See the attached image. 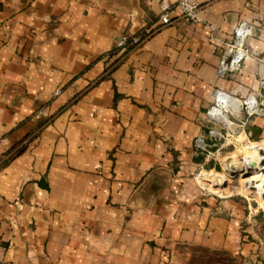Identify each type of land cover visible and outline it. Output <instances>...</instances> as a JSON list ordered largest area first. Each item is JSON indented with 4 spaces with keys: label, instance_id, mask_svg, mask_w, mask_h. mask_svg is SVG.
Listing matches in <instances>:
<instances>
[{
    "label": "crops",
    "instance_id": "1",
    "mask_svg": "<svg viewBox=\"0 0 264 264\" xmlns=\"http://www.w3.org/2000/svg\"><path fill=\"white\" fill-rule=\"evenodd\" d=\"M176 1L0 0V264H168L179 247L243 246L246 207L197 182L212 161L194 143L216 89L261 90L264 0H199L197 22ZM165 3L171 24L112 54L158 28ZM242 19L252 55L221 78ZM252 129L263 139L264 118Z\"/></svg>",
    "mask_w": 264,
    "mask_h": 264
},
{
    "label": "built area",
    "instance_id": "2",
    "mask_svg": "<svg viewBox=\"0 0 264 264\" xmlns=\"http://www.w3.org/2000/svg\"><path fill=\"white\" fill-rule=\"evenodd\" d=\"M176 5L184 19L191 22L198 21L202 7L199 0H177ZM171 23V7L165 3L158 28L146 29L141 37L119 36L112 54L125 57L131 50L138 48L144 40L151 37L155 31ZM252 29L251 22L245 19L239 21L233 37L225 43L221 51L217 66L219 77H229L242 71L245 62L252 55L248 46ZM257 58L264 64V57ZM260 85L259 92H249L245 96L232 95L220 89L215 90L214 101L204 116L205 130L195 138L196 155L203 156L204 161L209 164L211 161L218 162V157L224 153V150L231 146L236 147L235 144H259L261 148L259 157L264 158V138L255 139L252 129L255 119L264 118V77H260ZM59 93L60 90H57V94Z\"/></svg>",
    "mask_w": 264,
    "mask_h": 264
},
{
    "label": "rangeland",
    "instance_id": "3",
    "mask_svg": "<svg viewBox=\"0 0 264 264\" xmlns=\"http://www.w3.org/2000/svg\"><path fill=\"white\" fill-rule=\"evenodd\" d=\"M235 146L224 150V153L218 157V162L212 161L210 166L198 171L195 178L200 185L208 188L212 193H219L225 196L230 195L243 202L246 207V216L243 223V246L233 252L209 251L196 247H179L170 255L168 264H264V194L260 195L258 190L254 189V181H247V184H250L252 187L248 188L241 175L232 178L227 173L226 170L231 169L227 167L228 163L232 161L229 159L231 156V159L235 156L242 158L245 161L243 168L248 169L246 166L248 167L247 163L250 154H244L243 151L246 149H240V145L235 144ZM253 166L255 168V163H253ZM211 170L220 173V175H206L205 177L216 178V180L221 181L217 185L220 186L224 183V175L228 179L225 188L220 189L215 187L214 183L202 177L201 173L203 171Z\"/></svg>",
    "mask_w": 264,
    "mask_h": 264
},
{
    "label": "bare ground",
    "instance_id": "4",
    "mask_svg": "<svg viewBox=\"0 0 264 264\" xmlns=\"http://www.w3.org/2000/svg\"><path fill=\"white\" fill-rule=\"evenodd\" d=\"M240 146H241L240 149H246L245 151H243L244 154H246V153L248 155L250 154V157L248 156L250 158V159L248 158V163H247L248 167L246 166V168H248V169L254 168L253 163H255V165H256L255 168L257 167V169H258V171L252 173L251 175H249L243 179L245 185L248 188H252L250 186V184H247L248 183L247 181L248 180L254 181V183H253L255 185L254 189L258 190L260 195L264 194V158L259 157V154L261 151L260 145L259 144H248V145H243V146L240 145ZM261 155H262V153H261ZM231 158H232V156L229 158L232 161L228 163V167H230V168L242 167L241 168L242 170H245V171L248 170V169L246 170L245 168H243L245 165V161H243L242 158H240L239 156H235L233 159H231ZM211 174H217V172H215V171H203L201 173L202 177L204 179H207V180L211 181L212 183H214L215 185L214 184L213 185L215 187H218L220 189L225 188V186L228 183V179L223 175L224 183L220 186H217L218 183L221 181L216 180V178H214V177H211V178L205 177L206 175H211ZM256 174H258V175H256ZM217 179H220V178H217ZM257 187H259V188H257Z\"/></svg>",
    "mask_w": 264,
    "mask_h": 264
},
{
    "label": "water",
    "instance_id": "5",
    "mask_svg": "<svg viewBox=\"0 0 264 264\" xmlns=\"http://www.w3.org/2000/svg\"><path fill=\"white\" fill-rule=\"evenodd\" d=\"M226 171H227V173H228L229 175H231L232 178H236V177H238V176H240V175H241L243 178H245V177L251 175L253 172L258 171V169H257V167H256V168H252V169L250 168V169H248L247 171H244V170H242L240 167H234V168H231V169H227Z\"/></svg>",
    "mask_w": 264,
    "mask_h": 264
},
{
    "label": "trees",
    "instance_id": "6",
    "mask_svg": "<svg viewBox=\"0 0 264 264\" xmlns=\"http://www.w3.org/2000/svg\"><path fill=\"white\" fill-rule=\"evenodd\" d=\"M255 138V137H254ZM211 171H214V170H211Z\"/></svg>",
    "mask_w": 264,
    "mask_h": 264
}]
</instances>
